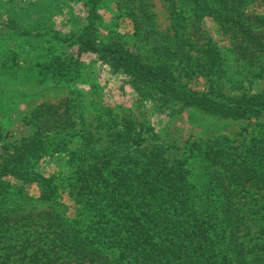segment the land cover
<instances>
[{
    "label": "trees",
    "instance_id": "trees-1",
    "mask_svg": "<svg viewBox=\"0 0 264 264\" xmlns=\"http://www.w3.org/2000/svg\"><path fill=\"white\" fill-rule=\"evenodd\" d=\"M132 1L137 28L158 33L149 1ZM165 1L175 31L165 34L167 59L179 58L187 74L213 76L221 66L217 45L208 41L198 49L201 38L187 36L192 12L196 31L205 17H214L238 58L260 67L255 74L261 76L264 0ZM255 3L258 10H252ZM91 29L59 33V39L97 53L129 75L142 96L224 116L264 111V93L237 99L215 86L193 90L171 67L146 63L118 40L96 44ZM75 114L68 100L37 106L24 118L35 134L21 145L6 142L0 125V264H264V127L249 139L195 142L189 155L171 162L159 149L144 157L127 150L115 158L114 149L101 154L82 128L84 119L78 128ZM124 134L123 140L131 136ZM76 139H82L83 154L93 161H82L68 179L78 207L70 217L57 176L45 177L36 164L50 150L68 151ZM24 184H40V190L31 194Z\"/></svg>",
    "mask_w": 264,
    "mask_h": 264
},
{
    "label": "rangeland",
    "instance_id": "rangeland-1",
    "mask_svg": "<svg viewBox=\"0 0 264 264\" xmlns=\"http://www.w3.org/2000/svg\"><path fill=\"white\" fill-rule=\"evenodd\" d=\"M148 1L158 30L153 35L137 28L130 0H0V125L5 141L21 145L35 134V128L24 121L32 110L43 103L67 100L76 113L78 128L84 119L82 128L91 137L92 146L101 154L116 150L115 158L123 157L127 150L144 157L159 149L175 162L189 155L195 142L202 145L219 137L249 139L264 127V111L251 117L224 116L195 105H170L159 97L142 96L129 75L115 70L97 53L59 39V33H78L89 25L96 44L118 40L148 64L165 63L180 83L193 90L205 92L215 86L226 97L237 99L264 93V64L261 76H257L260 67L238 58L214 17H205L196 31L193 14L187 13L186 33L189 39L201 38L198 49L208 41L218 46L221 66L216 74H187L179 58L167 59L164 45L169 39L165 34L175 33L168 3ZM253 9L258 10L257 3ZM124 132L136 136L123 140ZM81 144L82 139H76L68 151L50 150L36 164L45 177L57 176L63 209L70 217L76 215L78 207L70 198L68 179L75 176L82 161H93L83 154ZM8 180L16 181L12 177ZM25 189L37 194L40 184H28Z\"/></svg>",
    "mask_w": 264,
    "mask_h": 264
}]
</instances>
